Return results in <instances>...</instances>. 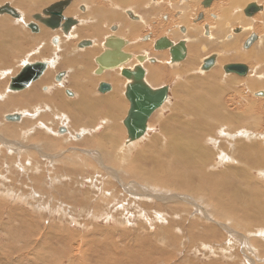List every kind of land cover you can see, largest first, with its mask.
Returning <instances> with one entry per match:
<instances>
[{
	"label": "rangeland",
	"instance_id": "rangeland-1",
	"mask_svg": "<svg viewBox=\"0 0 264 264\" xmlns=\"http://www.w3.org/2000/svg\"><path fill=\"white\" fill-rule=\"evenodd\" d=\"M240 1L237 7H230L232 0L213 4L214 8L224 5L220 9L221 17L226 16L223 19L236 14L235 19L222 23L228 35L234 26L242 31L245 27L239 38L232 42L228 39L225 44H235L233 50L241 53V43L251 33H256L259 40L251 49L250 61L242 62L233 54L222 57L220 65L243 63L250 73L246 77L229 76L219 65L202 74L197 68L202 60L192 49L188 62L178 68H153L159 73L155 71L150 76L152 86L169 85L170 93L162 108L149 118L144 136L128 144L121 122L124 112L116 111L121 102L119 107L109 103L98 108L82 106L78 112L70 107L73 111H65L69 119L73 114L82 121L92 115L97 120L79 128L71 126L72 120L69 127L65 125L66 119L60 113H64L63 105L81 95V85L70 83L71 72L80 77L81 71L77 64L70 69L62 66L60 46L62 41L72 42L78 56L95 44L78 48L84 38L72 34L76 29L62 37L42 24H38V32L29 30L31 15L55 0L38 4L29 16L20 10L27 24L24 20L20 23L25 27L14 25L9 16H3L7 26L24 31L19 43H26L28 37L27 43L33 44L29 37L43 29L52 35L26 48L17 41L16 51L10 47L12 44L6 45L8 34L0 39L5 53L17 57L15 67L0 68V96L5 95L0 100V264H264V98L254 96L255 92L264 91V10L253 18L243 17L246 23L238 15L252 2L264 7V0ZM6 2L10 3L0 0V5ZM180 7L191 16L186 4ZM112 22L118 25L121 35L135 38L121 30L120 19ZM103 29L101 26L105 33ZM138 29L136 37L155 30ZM160 34L156 29V35ZM53 38L58 39L56 51L51 45ZM205 41L208 47L226 50L224 40ZM39 50L48 51L44 59H34ZM164 54L160 60L165 64ZM27 55L33 56L28 59ZM75 56H68L67 60L72 62ZM29 60L50 62L44 74L48 80L37 92L53 96L55 112L50 109L52 104L42 99L38 102L32 92L8 90L10 79L25 63H31ZM86 68L93 80V62ZM6 69L11 71H3ZM57 72L66 74L61 82L54 81ZM256 78L263 86L253 89ZM95 80L83 84L90 97L100 98L94 94ZM46 88L50 89L48 93ZM66 91L73 96L66 95ZM13 99V107L5 105L6 100ZM12 114L22 115L21 120L7 121L5 117ZM29 118L32 127L23 126ZM60 128L65 133L59 134ZM85 129L89 133L80 138L77 134ZM111 133L114 136L110 137ZM185 136L197 146L191 147ZM43 138L52 143V148ZM112 141L114 147L110 146ZM167 146L177 147V151L180 148L177 154H183L184 160ZM186 153L192 164L187 163ZM210 182L212 186L206 185Z\"/></svg>",
	"mask_w": 264,
	"mask_h": 264
},
{
	"label": "flooded vegetation",
	"instance_id": "flooded-vegetation-1",
	"mask_svg": "<svg viewBox=\"0 0 264 264\" xmlns=\"http://www.w3.org/2000/svg\"><path fill=\"white\" fill-rule=\"evenodd\" d=\"M111 1L112 0H93L92 6L98 7V5H99V7L106 8V10L109 11V10L113 9V5L111 4ZM184 1L183 0H134V4H133L132 8H128L125 10L126 18H128V20L133 21V22H143V23L146 22L145 23L146 28L151 27V28L155 29V30H151V29L147 30L146 32L142 33V35L139 37L129 38V37H126V36L119 34L118 33V31H119L118 25L115 22L104 23L102 28H104L103 29L104 31L106 29V32L103 34H101L100 32L98 34L93 29H86L89 33L88 34L89 36L84 38L83 41H88L90 43V45L86 46V47L87 48L93 47L95 40L98 43H100V45H102L101 49H100L101 51L99 50L97 57H95L93 59V60H95V61H93V64H94L93 76L97 79L95 89H94V92H95L94 94L96 97L106 98L107 96H109L110 93L113 92L112 90H114L113 89L114 85H113V81L111 78L116 74H117L116 77L117 76L119 77L118 79L124 80V84H125L123 87L124 92L122 91V95L124 97L127 94V86L129 84L133 83L132 77L136 74H138L139 78L144 83L146 82V84L148 86H150L152 89H159V88L166 86V87H168V93H170L171 88L169 85H160V86H157L154 88V86H152V84L149 82V78L151 75H154L155 71L157 72V75H158L159 71L155 70V69L164 70L162 67H159L161 65H165V67H167V68H169L168 65H176V66L180 67L184 63V61L188 58L191 49L200 55L201 60H203L204 58L215 53L216 54L215 55V58H216L215 59L216 60L215 65H217V63H220L219 60L221 61L222 57L231 56L233 54H236L235 49L231 50V52H230V49L229 50H222V49H213L212 47H208L207 46L208 42L205 41L206 39H209L208 37L210 36V34L214 33V29L217 28L216 21L221 20L220 16H221V14H223V12H220V9L224 5H221L220 8H214V6L212 5L214 0H200V1L196 0L195 2L199 1V3L197 2L198 4L197 3H193V4L190 3V5H189L190 7H191V5H193L192 6L193 8L191 7V10L189 12V14H191V16L189 18V24H184V23H181L178 21V19H182L181 17H183L185 15L184 11L180 7L181 4H183V3L186 4V2H184ZM73 2L74 1L72 0V3ZM215 2H217V0ZM72 3H71V5H72ZM113 3H114V1H113ZM204 4H206L207 6H205ZM134 5H136V6H134ZM195 6H197V9ZM210 6L212 7L211 9H210ZM67 9L64 11V15L67 17H72L73 19H76V25L75 26L79 27L81 25V23L79 22V21H81V19H80L81 16L79 17L77 15V12L78 13H82V11L85 12L87 8H85V5H83V4L77 5L75 7L76 14H74V16L70 15V14L67 15V13H66ZM205 9H206V12H205ZM18 12H20V11H18ZM213 13H215L216 15ZM178 16H180V18ZM218 16H219V18H217ZM242 16H244L243 13H242ZM140 17L143 19H141ZM208 17H209V19H208ZM33 22H31V23H33ZM37 27H38V30H37V32H38L40 30V27L38 24H37ZM234 27H232V28H234ZM211 28H213V30ZM238 28H241V27H235V29H238ZM46 29L50 30L47 27H46ZM156 29L159 30L161 33L159 36L156 35ZM199 29H201V30H199ZM29 30L33 33L36 32V31H32L30 28H29ZM58 31L62 35H64V33H62V31H60V30H58ZM200 32L202 33V35ZM191 33H193V34H191ZM227 34H229V33L226 32V34L223 35V38H222V35H220V37L217 36V37H215V40L217 42H221L222 40L228 41V39L230 37L232 38V36L231 35L227 36ZM69 35H70V33H68V35H64V36H69ZM100 35H102V36H100ZM198 38L199 39L201 38V39L199 40ZM188 39L193 40L194 43L197 44L199 47H195V44H194V46L190 45V42L188 41ZM96 41H95V44H97ZM183 41H185V42H183ZM132 43L140 45V50H137L135 52L134 50H132V48H129L132 46ZM243 43H244V40L242 41L241 46H240L241 52H244V50L242 48ZM107 45H108V47H107ZM157 45L160 47H166V48L156 49ZM182 45H183L184 50H185V55H184L185 60L178 62V63H172L171 50H173L174 52L177 53ZM77 50L78 51H84L83 49H77ZM163 53H165L167 56V58H166L167 62L165 64L161 63V60H160V59H162L161 56L163 55ZM96 58L97 59L99 58V60L101 61V66L98 63H96ZM231 63H233V62H231ZM109 67H114V68H109ZM156 67H158V68H156ZM153 68H155V69H153ZM197 68L199 69V67H197ZM100 69H101V73L95 72L96 70H100ZM124 70L127 71L131 75L130 79L123 75ZM46 71H47V69H46ZM45 72H44V74H45ZM60 73L61 72H57L54 74V81L56 79L55 77L58 76ZM113 73H116V74H113ZM44 74L42 76H44ZM65 76H66V74L64 73L62 75L61 79L65 78ZM119 84H121L123 86L122 82H120Z\"/></svg>",
	"mask_w": 264,
	"mask_h": 264
},
{
	"label": "bare ground",
	"instance_id": "bare-ground-1",
	"mask_svg": "<svg viewBox=\"0 0 264 264\" xmlns=\"http://www.w3.org/2000/svg\"><path fill=\"white\" fill-rule=\"evenodd\" d=\"M5 1H9L10 3L9 4H12L13 5V7L14 8H20L19 9V11L20 10H23V11H25L24 13L27 15V16H29V15H31V12H34L35 10H37L36 9V7H37V5L39 4V5H42V4H44L45 2H47V1H49V0H3V2H5ZM56 1V0H55ZM74 2L72 3V5L70 6V7H68V9H67V14H70V15H73L74 16V14H76V11H75V7L77 6V5H79V4H83V5H85V8H87L86 9V11L85 12H83L82 11V13H78L77 12V15L80 17V19H81V21H79L80 23H81V25H80V28L77 30V32L79 33L78 35H77V37L80 39V38H84L87 34H86V32H85V30L86 29H93L95 32H97L98 34H99V32L102 34L103 33V31H101V26H103L104 24L103 23H105V22H111L112 20H115L118 16H119V18L120 19H122L123 20V22H124V24L125 25H127V24H131L132 25V33L133 34H137V29H138V27H141V28H145L146 27V22L145 23H143V22H133V21H130V20H128V18H126L124 15H125V10L126 9H128V8H132V6H133V4L134 3H132V1L133 0H112L111 1V4L113 3V1H114V3L112 4L113 5V9H111V10H109V11H107L106 10V8H103V7H99V5H98V7H92V5H93V0H73ZM184 1V0H183ZM190 1V2H189ZM215 1L216 0H214V2H213V4L215 3ZM110 2V1H109ZM139 2V1H138ZM184 2H186V5H187V9H188V11H190L191 10V7L193 6V5H191V7L189 6L190 5V3H197V2H195V1H193V0H185ZM238 2H240L241 3V1L240 0H232V5H230V7H232V6H236L237 4H238ZM7 3V2H6ZM136 3V2H135ZM199 3V2H198ZM197 3V4H198ZM201 3V2H200ZM95 4V3H94ZM140 4V3H139ZM158 4V3H157ZM185 3H183V5H184ZM212 4V5H213ZM182 5V4H181ZM196 5V4H195ZM200 5V4H199ZM211 5V6H212ZM134 6H136V5H134ZM198 6V5H197ZM197 6H195L196 7V9H197ZM210 6V9L212 8ZM92 7V10H93V14H94V18L92 19V18H90V17H88L89 15H88V13H89V9ZM237 7V6H236ZM193 8V7H192ZM17 9V10H18ZM200 9V8H199ZM208 9V8H207ZM237 9V8H236ZM133 10V9H132ZM209 10V9H208ZM117 11H119V12H121V14L120 13H118ZM193 11V10H192ZM191 11V12H192ZM240 11V10H239ZM194 12V11H193ZM205 12H206V9H205ZM227 12H229V10H227ZM137 13V12H136ZM183 13V12H182ZM232 13V12H231ZM123 14V16H121ZM135 14V13H134ZM181 14V13H180ZM179 14V15H180ZM198 14V13H197ZM208 14V13H207ZM213 14H215V13H213ZM224 14H226V13H224ZM25 15V16H26ZM183 15V14H182ZM216 15V14H215ZM227 15V14H226ZM239 15V18H242L243 19V23H246L245 22V20H244V16H242V15H240V14H238ZM3 16H9L12 20V22H13V24L14 25H16V26H24L25 27V20L24 19H14V18H12L10 15H8V14H4V15H0V32H2L3 34L2 35H0V39H3L4 38V33H6V34H8L7 35V37H6V45L8 46V44H12V46H10V47H12V50H14V51H16V43H17V41L19 40V35L22 33V32H24V31H22V32H19V30H18V28H16V26H14V27H12V28H10L9 26H7L8 24H6V20H4L5 18L3 17ZM76 16V15H75ZM181 16V15H180ZM180 16H178L179 18H180ZM234 16V15H233ZM235 16H236V14H235ZM234 16V18L231 16H229V14L227 15V17H230V18H226V19H223V18H225L226 16L225 15H223V18L220 16V19L222 20H219V21H221V22H219L217 19V23H218V25H217V28L216 29H218V31H215L214 30V33H211L210 34V36L208 37L209 39L208 40H214V41H216L214 38L215 37H217V36H219L220 37V35H222V38H223V35H225L226 34V32H225V29L223 28L224 26L222 25V23H224V24H227L228 23V20L227 19H231V20H233V19H235L236 17ZM32 17V16H31ZM189 15H184L183 17H181L182 18V20H180L179 21V19H178V21L179 22H181V23H184L185 24V21H189ZM4 18V19H3ZM8 18V17H7ZM141 18V17H140ZM185 18H187L186 20H184ZM217 18H219V16L217 17ZM141 19H143V18H141ZM154 19V18H153ZM193 19V18H192ZM208 19H209V17H208ZM249 19V18H248ZM15 20V21H14ZM24 20V24L23 23H20V22H22ZM76 20V19H75ZM171 20V19H170ZM206 21V20H205ZM208 21V20H207ZM231 21H229V23H230ZM235 22H236V20H235ZM249 22V21H248ZM132 23H135V24H132ZM27 24V23H26ZM137 24H144L143 26L142 25H137ZM208 24V23H207ZM230 25H231V23H230ZM179 26V25H178ZM208 26V25H207ZM212 26V25H211ZM9 27V28H8ZM75 27H77V26H75ZM227 27V26H226ZM225 27V28H226ZM28 28H29V26H28ZM199 28V27H198ZM22 29V28H21ZM117 29V28H116ZM212 30H213V28H211ZM228 29H230L229 27H228ZM235 29V27L234 28H232V29H230L231 31H232V34H231V36H232V38L230 37L229 38V40L232 42V41H234V40H236L237 39V37L238 36H240V34L241 33H243L244 31H245V27H243V29H244V31H242V28H240L241 29V32L239 33V34H234L233 33V30ZM239 29V28H238ZM187 30V29H186ZM199 30H201V29H199ZM92 31V30H91ZM112 31V30H111ZM114 31V30H113ZM116 31V30H115ZM56 32V35L57 36H63V35H61L59 32H57V31H55ZM88 32V31H87ZM187 32V31H186ZM202 32V31H201ZM200 32V33H201ZM219 32H221V34L219 33ZM13 33V35L15 36V37H13V36H11L10 34H12ZM231 33V32H230ZM51 36L52 34L50 33V32H48V31H46V30H42L41 32H40V34H38V35H35V36H31V37H29V40L30 41H32L33 42V44H30V43H27V41H28V37H27V41H26V44L27 45H24L23 44V46H25V48H26V46H33L34 44H37V42L38 41H41V40H44L45 38V36ZM186 35V34H185ZM201 35H202V33H201ZM98 36V35H97ZM227 36H228V34H227ZM26 37V36H25ZM225 37V36H224ZM24 38V37H23ZM107 38V37H106ZM187 38V37H186ZM239 38V37H238ZM248 38V37H247ZM97 39V38H96ZM118 39V38H117ZM199 39V38H198ZM201 39V38H200ZM199 39V40H200ZM203 39V38H202ZM232 39V40H231ZM46 40V39H45ZM123 40V39H122ZM207 40V39H206ZM228 40V41H229ZM258 40H259V38H258ZM51 41V40H50ZM81 41H83V40H81ZM80 41V42H81ZM96 41V40H95ZM188 41H190V39H188ZM203 41V40H202ZM1 42V41H0ZM183 42H185V41H183ZM224 42V44H225V42H227V41H223ZM96 43L97 44H95V46L92 48V49H89V50H85L84 52H81L80 54H78V56H75L76 54H74L73 53V51H72V49H71V47H72V42H65V41H62V44H61V46H60V49L59 50H61V48H62V51H63V56H64V61L63 62H61V64H62V66H66V65H68L69 63L70 64H77V67L80 69L79 70V72L81 71V76L80 77H76L77 76V74L75 75V74H73V73H71V82L72 81H79V82H81L82 80H85V81H91V82H94V81H96L95 80V78L92 80L91 78H90V75H89V73L87 72V71H85L84 70V67H85V65L86 64H88V63H92L93 61H95V60H93L95 57H97V55H98V52H99V50L101 49V46L102 45H100V43H98L97 41H96ZM116 43V42H115ZM211 43V42H210ZM262 43V42H261ZM2 44V43H1ZM200 44V43H199ZM51 45H52V47L54 48V50L56 51L58 48H59V44L57 43L56 45H54V44H52L51 43ZM115 45V44H114ZM201 45V44H200ZM215 45V44H214ZM214 45H212V46H214ZM234 45L235 44H230V45H228V44H225V49L226 50H229L230 49V52H231V50H233V48H234ZM255 45V44H254ZM253 45V46H254ZM78 46V45H77ZM124 46V45H123ZM253 46L249 49V50H244V52H245V54H243L242 52L241 53H236L235 54V58H237L238 60H241L242 62L243 61H250V57H251V49L253 48ZM107 47H108V45H107ZM197 47H199V46H197ZM80 48V47H79ZM81 48H84V47H81ZM110 48V47H109ZM116 48V47H115ZM113 49V48H112ZM140 49V47H134V48H132V50H134L135 52L137 51V50H139ZM131 50V51H132ZM168 50V49H167ZM101 51V50H100ZM212 52V51H211ZM229 52V53H230ZM255 52V51H254ZM217 53V52H216ZM228 53V54H229ZM50 54V53H49ZM102 54V53H101ZM105 54V53H104ZM45 55H47L46 54V51L45 50H43V51H41V52H37V55L36 56H33V55H27L28 56V59H30L32 56L34 57V59H36V58H42V59H44V57H45ZM187 55V54H186ZM213 55H215V54H213ZM70 57V56H75L74 58H72L71 60H73L72 62L70 61H68L67 60V57ZM164 56L166 57V54H164ZM223 56V55H222ZM231 56H233V55H231ZM237 56V57H236ZM20 57V56H19ZM228 57H230V56H228ZM224 58H226V57H224ZM17 59V57L15 56V54L14 53H12V55L11 56H9V55H7V53H5V46L2 44L1 46H0V68H10V67H15L16 66V64H14V61ZM20 59H21V57H20ZM105 59V58H104ZM189 59V58H188ZM188 59H184L185 61H184V63H186V62H188ZM216 59V58H215ZM237 59H235V60H237ZM27 60V59H26ZM129 60V59H128ZM218 60V59H217ZM30 61V60H29ZM32 61V60H31ZM30 61V62H31ZM216 61V60H215ZM259 61H261V60H259ZM108 62V61H107ZM219 62H220V60H219ZM20 63H22V61L20 62ZM48 63H50L49 61H48ZM130 63V62H129ZM133 63V62H132ZM234 63V62H233ZM111 64V63H110ZM216 64V63H215ZM219 64L220 63H217V65H214L213 67H212V69L209 71V72H205V73H210L211 71H213V70H216V69H218L217 67H219ZM225 64H227V63H224V65ZM178 65V64H177ZM201 65H202V61H201ZM200 65V66H201ZM107 66V65H106ZM137 66V65H136ZM199 66V67H200ZM217 66V67H216ZM221 66V65H220ZM222 66H223V64H222ZM222 66H221V68H222ZM173 67L174 68H178L179 66H176V65H173ZM216 67V68H215ZM107 68V67H106ZM124 68V67H123ZM127 69V68H126ZM180 69V68H179ZM7 70H10V69H6V70H3V71H7ZM122 70V69H121ZM132 70V69H131ZM250 70V69H249ZM11 71V70H10ZM78 71V70H77ZM198 72H199V70H198ZM53 73V72H52ZM51 73V74H52ZM61 73H63V72H61ZM201 73V72H200ZM249 73H250V71H249ZM248 73V74H249ZM253 73H255V72H253ZM113 74H116V73H113ZM202 74H204V73H202ZM53 75V74H52ZM117 75V74H116ZM116 75H114L111 79H112V81H113V85H114V90H112L113 92L111 93V94H109V96H107L106 98H102V97H100V98H95V97H90V92H88V90H87V88H86V85L85 84H83L82 82L81 83H79L80 85H81V95L80 96H78V100H74V102H70L71 104H65V105H63V111H64V113H65V115H64V113L63 112H60L61 114H63V118H65L66 119V123H65V125L67 126L68 125V127L70 126V120H72V124H71V126L73 127H77V128H79V127H85V124H87V125H92L93 123H94V121L96 122V120H97V118H96V115L95 116H90L91 118H89V119H87L86 121H82L81 120V118L79 117V118H76V116H74L73 114H72V116H70V119L67 117V113L65 112V111H67V110H71V111H73L74 109H76V111L78 112V109L79 108H81L82 106H83V108L84 109H86L87 107L88 108H94V107H96V108H98V106L100 107L102 104H105V103H109L110 104V106L112 105V104H114V105H116L117 107H119V104H120V102H121V107L120 108H118L116 111H118V112H120V111H122V112H124V114H123V116H124V118L122 119V125H123V120L125 119V117L127 116V113H128V110H129V103H128V100H127V98H126V96L124 97L123 95H122V91H123V87H124V81L121 79V80H119L118 78V76L116 77ZM227 75H232V74H227ZM263 75V74H262ZM51 76V75H50ZM79 76V75H78ZM261 76V73H260V75H259V77ZM57 77V76H56ZM55 77V78H56ZM74 77H76L75 78V80L73 79ZM123 77V76H122ZM157 77V76H156ZM224 77V76H223ZM227 78V77H226ZM110 79V80H111ZM119 80V83L120 82H122V84H123V86L120 84V86H118V85H116V82H117V80ZM263 79H264V77H263ZM39 81H35V82H33L27 89H25V90H22V91H24L26 94H28V93H34L35 94V96H36V99H37V101L39 102L40 101V99H42V102H45L46 101V103H50V104H52L51 105V107H50V109H51V111L52 112H55L54 110H55V104L51 101L52 99H53V96L52 97H49V96H47V95H41V94H39V92H37V90H38V88H39V86L41 85V84H45L46 83V81L48 80V75H44V76H42L41 77V79H38ZM105 80V79H104ZM109 80V81H110ZM208 80V79H207ZM256 80H257V82L256 83H254L253 85H251V88H253V89H255V88H259V87H261V86H263V83L262 82H260L261 80H258L257 78H256ZM55 81H56V79H55ZM62 81V79L60 78V81L59 82H61ZM58 82V81H57ZM150 83L151 82H153L152 80L151 81H149ZM118 83V84H119ZM146 83V82H145ZM258 83V84H257ZM262 83V84H261ZM71 84H73V83H71ZM152 84V83H151ZM150 84V85H151ZM42 86L43 85H41V87H40V89H42ZM155 88V87H154ZM48 90H50L49 88H46V93H48L49 91ZM119 91V92H118ZM21 92V91H20ZM124 92V91H123ZM264 92V91H263ZM84 93L86 94L87 93V95H84ZM67 95V94H66ZM73 96V95H72ZM5 97V95H3V96H0V100L1 99H3ZM16 98V97H15ZM123 98H125V100H126V102L123 100ZM264 98V97H263ZM14 100H16V99H13V101H11V100H6L5 102H6V104L5 105H10V106H14ZM166 100H167V98H166ZM166 100H165V102H166ZM37 102V103H38ZM41 102V103H42ZM3 103V102H2ZM36 103V102H35ZM45 103V104H46ZM16 104H20V105H22V103L21 102H18V103H16ZM87 104V105H86ZM39 105V104H38ZM163 105V104H162ZM70 107H72L73 108V110L70 108ZM116 107V108H117ZM26 108H28V109H30V107H29V105L27 104V106H26ZM87 108V109H88ZM162 108V106L160 107V108H158L157 110H159V109H161ZM50 109H48L47 107L45 108V110H50ZM156 110V111H157ZM34 112H36V113H38V111H34ZM103 112V111H102ZM155 112V111H154ZM153 112V113H154ZM40 113V112H39ZM106 113V112H105ZM126 113V114H125ZM153 113H152V115H153ZM76 114V113H75ZM82 114H85V113H82ZM98 115V114H97ZM151 115V116H152ZM20 116V119L19 120H21V118H22V115H19ZM28 116V115H27ZM30 116V115H29ZM32 116L33 117H35V114L33 113L32 114ZM150 116V117H151ZM67 117V118H66ZM122 117V116H121ZM149 117V118H150ZM26 118V117H25ZM28 118V117H27ZM116 118V117H115ZM29 119H31V118H29ZM29 119H28V121H29ZM34 119V118H33ZM7 120V119H6ZM35 120V119H34ZM149 120V119H148ZM26 122L23 126H29V127H32V119L29 121V122ZM12 122V121H11ZM68 122V123H67ZM111 124H113V121L111 120ZM64 123V122H63ZM60 124H62V123H60ZM119 124V123H118ZM21 125V126H22ZM121 125V124H120ZM20 126V127H21ZM65 126V127H66ZM111 126V125H110ZM119 126V125H118ZM109 127V126H108ZM123 127H124V129H125V131H126V136H127V143L126 144H128V143H130V142H135V141H137V140H134V141H130L129 140V138H128V133H127V130H126V128H125V126L123 125ZM25 128V127H24ZM111 128V127H110ZM112 128H113V125H112ZM11 129H13V128H11ZM76 129V128H75ZM7 130V129H6ZM59 130V134H63V133H65V132H61V131H63V130H65L64 128H60V129H58ZM8 131V130H7ZM66 131V130H65ZM146 131H147V129H146ZM9 132V131H8ZM30 132V131H29ZM36 132V131H35ZM107 132V131H106ZM27 133V132H26ZM85 133H89V131H87L86 129L85 130H83V132H81L80 134H77V135H79L80 136V138H82L84 135H85ZM121 133V132H120ZM146 133V132H145ZM144 133V134H145ZM182 133V132H181ZM11 134V133H10ZM9 134V135H10ZM13 134H15V133H13ZM76 134V133H75ZM108 134V133H107ZM12 135V134H11ZM26 135V134H25ZM24 135V136H25ZM179 135V134H178ZM13 136V135H12ZM110 137L111 136H114L113 135V133H111V135H109ZM144 136V135H143ZM142 136V137H143ZM182 136V135H181ZM184 136V135H183ZM248 136V135H247ZM141 138V137H140ZM139 138V139H140ZM185 138H187L186 136H185ZM185 138H183V139H185ZM104 139H106L105 137H104ZM180 139V138H179ZM189 138H187V140H188ZM43 140H44V142H45V144L46 143H48V145L47 146H49V147H51L52 148V143L51 142H49V140H47L46 138H43ZM109 140V139H108ZM107 140V141H108ZM180 140H182V139H180ZM110 141V140H109ZM185 141H186V139H185ZM198 141L200 142V139H198ZM187 142H189L190 143V146L191 147H194V146H197L196 144L197 143H195L194 141H191L190 139L187 141ZM41 145V144H40ZM54 145V144H53ZM172 145V144H171ZM92 147H95V146H97L96 144H92L91 145ZM110 146L111 147H114V143H113V141L110 143ZM180 147H182V145L180 144L179 145ZM48 147V148H49ZM167 147H169L170 149H172V152H173V154H177V153H179V151H181V149L179 148V151H177L176 150V148L178 147V144H177V147H173V148H171L170 146H167ZM169 148H167V152L169 153V154H171L172 155V152H170L171 150L169 149ZM121 149V148H120ZM166 152V153H167ZM189 152H192L193 153V151H189ZM89 155V154H88ZM87 155V156H88ZM109 155H110V153H109ZM178 155V154H177ZM90 156V155H89ZM174 156V155H173ZM180 158H182V161L184 160L183 158H184V155L182 154V155H178ZM154 157H156V158H158V155L157 156H154ZM175 157V156H174ZM189 157V158H188ZM185 158H188V162L187 163H189V164H192L191 163V159H190V154H188V153H186L185 154ZM187 160V159H186ZM185 162V161H184ZM205 164V163H204ZM191 166V165H190ZM161 171V170H160ZM155 179V178H154ZM180 181V180H179ZM178 181V182H179ZM201 183V182H200ZM202 185H203V183H202ZM206 185H208V186H212L213 185V183H208V184H206ZM205 186V185H204ZM259 206V205H258Z\"/></svg>",
	"mask_w": 264,
	"mask_h": 264
},
{
	"label": "water",
	"instance_id": "water-1",
	"mask_svg": "<svg viewBox=\"0 0 264 264\" xmlns=\"http://www.w3.org/2000/svg\"><path fill=\"white\" fill-rule=\"evenodd\" d=\"M72 0H57L47 7L43 8L40 13H34L32 15L33 23L29 24V28L32 31L38 30L37 24H42L52 31H62L64 35H68L71 29L76 25V20L72 17L64 15V11L70 6ZM207 6L206 4H204ZM264 10V7L256 2L247 4L243 9L242 13L246 18H253L257 13ZM8 14L14 19H21L22 14L17 9L12 7L9 3L0 5V15ZM241 29H234V34H239ZM258 41V35L251 33L248 38L245 39L242 44L243 50H249ZM53 44L58 43L57 38L52 39ZM88 41H81L78 43V48L89 46ZM166 47L156 46V49H164ZM185 50L183 45L176 53L171 50L172 63H178L184 60ZM96 63L101 66V61L96 58ZM215 55H210L202 60V65L199 67V72H209L215 65ZM48 67L46 61H35L26 63L23 65L21 70L10 79L8 84V90L10 92H18L27 89L33 82L37 81L42 77ZM114 68V67H109ZM224 74H233L240 77H246L249 73V68L243 63H227L222 66ZM96 73H101L100 70H96ZM60 73L56 77V81H60L62 75ZM123 75L127 78H131V75L127 71H123ZM133 83L127 86L126 98L129 103V110L127 116L123 120L128 138L130 141L139 139L144 135L147 129V122L149 117L154 111L162 106L168 96V87L164 86L159 89H152L146 83H144L138 76V74L132 77ZM69 97H72L70 91H66ZM255 97H264L263 91L254 93ZM7 121L17 122L20 119L18 114L7 115L5 117ZM62 133L65 130L61 131Z\"/></svg>",
	"mask_w": 264,
	"mask_h": 264
},
{
	"label": "crops",
	"instance_id": "crops-1",
	"mask_svg": "<svg viewBox=\"0 0 264 264\" xmlns=\"http://www.w3.org/2000/svg\"><path fill=\"white\" fill-rule=\"evenodd\" d=\"M92 7H93V6H92ZM92 7L89 9V13H88L89 16H88V17H90V18L93 19L95 16H94V14H93ZM121 16H122V15H121ZM116 19H120L119 16H118ZM116 19H115V20H116ZM186 19H187V18H185L184 20H186ZM180 20H182V19H179V21H180ZM112 21H113V20H112ZM120 21H121V25H122V27H123V29H121V30L126 31V34H128V35L130 34V36L136 37V34H133V33H132V25H131L130 23L127 24V25H125L122 19H120ZM105 23H106V22H105ZM109 23H111V22H109ZM186 23L189 24V21H188V22L185 21V24H186ZM132 24H134V23H132ZM137 25H140V24H137ZM142 26H143V25H142ZM72 29H76V31L73 32L72 34H74V36H77V35L79 34V33L77 32V30H78L77 27H73ZM72 31H73V30H72ZM85 32H86L87 35L89 34V33L87 32V30H85ZM138 32H140L139 29H137V34H138ZM195 32H196V31H195ZM118 33L120 34V32H118ZM72 34H71V35H72ZM191 34H193V33H191ZM87 35H86V36H87ZM86 36H85V37H86ZM85 37H84V38H85ZM78 39H79V38H78ZM80 39H82V38H80ZM214 39H215V38H214ZM189 42H190V45H191V40H190ZM18 43H19V41H18ZM19 44L23 45L22 43H19ZM24 45H27V44L25 43ZM54 45H56V44H54ZM136 45H137V44H135L134 46H132V47H130V48L137 47ZM222 45H223V49H224V48H225V44H222ZM138 46H139V45H138ZM84 48H86V47H84ZM71 49H72V51H73L74 54H77V53H78V52L74 49L73 46L71 47ZM88 50H89V49H88ZM39 51H43V50H39ZM45 51L48 52L47 50H45ZM163 54H164V53H163ZM166 57H167V56H166ZM226 57H228V56H226ZM245 62H246V61H245ZM72 65H73V64H70V63H69V64L66 65L65 67H67V68L70 69V67H71ZM84 70L87 71V72H88V70H89V69L86 68V65H85V67H84ZM93 71H94V70H93ZM71 73H72V72H71ZM83 81H85V80H82V83H83ZM78 82H79V81H75V82L72 81V82H70V83H73V84L77 83V84L79 85Z\"/></svg>",
	"mask_w": 264,
	"mask_h": 264
}]
</instances>
